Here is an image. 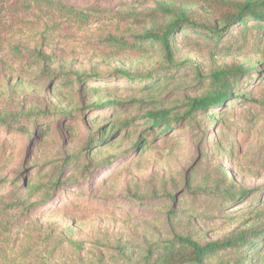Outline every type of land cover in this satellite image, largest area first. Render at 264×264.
<instances>
[{"label":"rangeland","instance_id":"obj_1","mask_svg":"<svg viewBox=\"0 0 264 264\" xmlns=\"http://www.w3.org/2000/svg\"><path fill=\"white\" fill-rule=\"evenodd\" d=\"M54 1L87 13L154 2ZM14 11L0 13V264H141L174 235L205 242L264 221L263 34L233 27L225 37L238 42L223 50L235 52L222 57L206 38L178 31L168 64L148 45H109L111 34L133 38L140 27L96 13L82 26L38 8ZM34 49L51 56L53 75ZM232 60L247 68L240 99L183 116L187 97ZM116 67L142 76H115ZM61 73L85 74L68 86ZM154 81L156 90L143 87ZM94 100L114 103L86 108ZM152 110L168 111L171 129L151 127ZM261 235L244 261L225 262L264 264Z\"/></svg>","mask_w":264,"mask_h":264},{"label":"trees","instance_id":"obj_2","mask_svg":"<svg viewBox=\"0 0 264 264\" xmlns=\"http://www.w3.org/2000/svg\"><path fill=\"white\" fill-rule=\"evenodd\" d=\"M139 1L145 2L146 0ZM11 8H14V12L38 8L46 11L49 15L58 13L73 19L82 26L92 17V13H96L101 15L94 17L97 20H107L117 25L123 23L131 27H140L141 32L133 38L111 34L108 38L109 45L117 47L121 51L143 50L148 45L153 49L152 51L158 52L168 64L175 61L174 37L178 31L187 29L195 32L198 38H206L213 43L215 48L213 54L222 57L235 52L230 49L223 50L225 47L233 49V43L238 42L236 36L232 39L225 37L227 33L233 34L231 32L233 27L241 26V29L251 27L255 29L257 35L263 34L264 36V0H154L153 6L149 8L129 7L125 10L113 11L93 7L90 9L92 13L78 10L72 5L54 0H0V13H3L1 18H4ZM1 18L0 20H2ZM249 22L251 25H248ZM226 40H228V45H225ZM34 53L36 58L44 62L43 74L53 75L51 56L42 50L34 49ZM114 70L115 76H134L136 78L142 76L140 73L133 74L121 67H116ZM150 72L148 71V75L145 77H151ZM246 72L247 68L244 64L236 60L211 70L209 81L202 93L187 97L183 116L191 117L199 110L204 111L213 106L222 105L232 96V100L240 99L236 94L238 93L239 81ZM61 74L63 76L59 79V83L72 86L74 81H80L85 73H75L73 76L67 73ZM94 76L96 73L90 74V77ZM143 87L152 91L156 90L158 85L154 81L148 82ZM91 90L93 88L89 87L87 93ZM113 103L112 101L94 100L86 108H98L101 105ZM167 114L168 111L165 110L147 112V119L150 120L149 125L151 127L162 125L165 131L171 129V117H168ZM174 119L179 120L177 116ZM119 126L126 127L127 122H122ZM58 183L59 181L57 182L55 179L54 185ZM2 211L3 209L0 208V213ZM262 232H264V221L260 220L249 223L247 227H236L216 239L205 242L194 239L188 234H177L174 235L173 239L165 241L156 249H149L141 264H205L211 258L219 259L217 264H228L229 262L225 261L229 259L224 258L227 254L237 255L233 259L236 258L242 262L247 257V248L259 242Z\"/></svg>","mask_w":264,"mask_h":264}]
</instances>
